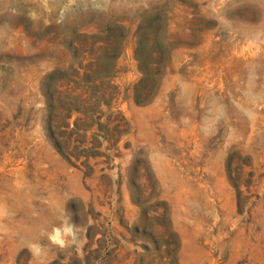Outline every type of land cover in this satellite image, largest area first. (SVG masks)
Instances as JSON below:
<instances>
[{"label": "rangeland", "instance_id": "rangeland-1", "mask_svg": "<svg viewBox=\"0 0 264 264\" xmlns=\"http://www.w3.org/2000/svg\"><path fill=\"white\" fill-rule=\"evenodd\" d=\"M0 264H264V0H0Z\"/></svg>", "mask_w": 264, "mask_h": 264}]
</instances>
